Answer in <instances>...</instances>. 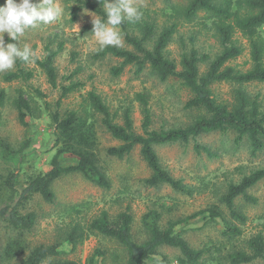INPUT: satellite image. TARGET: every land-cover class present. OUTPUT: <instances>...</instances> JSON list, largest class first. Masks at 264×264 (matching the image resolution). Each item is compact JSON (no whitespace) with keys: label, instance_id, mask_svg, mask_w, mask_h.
Instances as JSON below:
<instances>
[{"label":"rangeland","instance_id":"rangeland-1","mask_svg":"<svg viewBox=\"0 0 264 264\" xmlns=\"http://www.w3.org/2000/svg\"><path fill=\"white\" fill-rule=\"evenodd\" d=\"M189 0H135L143 13L141 19L135 22L125 21L127 32L139 36L143 23L155 25L157 32L172 23L177 25L175 34L166 48L165 55L179 64L183 54L196 49L201 54L214 57L220 47L213 38V32L204 26V15L192 22H186L180 13ZM39 2V0H33ZM64 8L62 18L36 29H29L21 37L19 44H29L36 53V59L42 60L46 49L59 51L55 66L59 84L68 85L69 81L81 84V87L59 103L61 111L78 109L83 98L89 92H95L115 113L116 122L121 124L123 111L130 110L133 127L136 133L142 134V106L135 100L136 94H145L151 113L150 130H168L185 127L200 114L197 110L186 109L189 99L188 92L181 87L176 79L160 82L147 68L136 76L135 68L126 67L124 72L115 77L111 69L119 65L116 58L105 56L97 58L101 51L93 35L82 34V29L92 25L95 14L83 10L77 19L71 21V8L74 0H58ZM5 1L2 3L4 5ZM123 40L124 33L120 28ZM264 32V28L262 29ZM235 39L244 47L241 57L230 65L240 70L250 68L249 49L247 41L236 34ZM5 43H11L4 34ZM123 49L131 48L123 43ZM18 67L31 71L29 81H13L6 83L2 77L6 73L16 72ZM206 65H201V72ZM242 89L252 99H256L260 109L264 111V83H250L241 86L220 83L213 87V93L220 101L231 102L233 92ZM0 91L5 93L3 105L0 107V184L13 170L14 165L2 156L1 143L8 144L17 150L28 143L23 151L25 158L21 163L20 180L25 182L29 177L45 173L49 162L55 153L53 149V130L44 112V104H49L52 110L57 108L60 91L52 89L45 75L34 63L16 61L10 71L0 72ZM18 91L37 110L42 111L39 117L28 119V126L22 127L17 120V112L13 102ZM39 91L44 98L36 96ZM101 164L110 182L108 189L100 188L85 180L79 174L68 175L56 181L52 190L55 201L48 204L40 196H34L22 209V213L33 212L37 216L36 225L22 236L7 230L0 223V264H20L21 255L6 259L3 256L4 246L11 239L22 241L26 253L35 246L61 244V260H71L77 264H87L95 251L106 254V264H115L111 260L112 253H118L123 258L119 247L103 236H89L74 249L64 242L67 234L75 226L86 230L91 221L102 212L114 218L126 209L132 214L133 237L137 242L146 239V233L141 226V218L148 211H157L161 215V226L168 222L184 220L196 213L204 212L189 223L176 227V231L195 250H202L204 255L200 264H230L229 255L234 252H247V242L261 235L264 239V180L247 191V195L255 200L248 203L243 197L236 199L234 207L244 216L245 222L232 219L227 209L220 204V198L225 194L230 183L240 179L254 170L264 167V148L251 154L249 143L245 140L240 145L234 144V134L229 132L201 135L188 143H174L155 148L156 155L163 169L172 178L180 180L192 193L182 195L166 185L148 187L144 180L150 176V170L142 160L139 147L132 153L118 160L106 155V150L119 145L102 127L97 128ZM200 145L208 149L210 156L203 151L197 152L194 147ZM217 207L222 218L209 220L207 210ZM205 217V218H204ZM227 226L237 227L241 234L237 237L225 236L223 230ZM181 255L178 250L161 247L157 255L145 264H180ZM100 261V259H99ZM120 264H123V260ZM249 264H264V260H256Z\"/></svg>","mask_w":264,"mask_h":264},{"label":"trees","instance_id":"trees-1","mask_svg":"<svg viewBox=\"0 0 264 264\" xmlns=\"http://www.w3.org/2000/svg\"><path fill=\"white\" fill-rule=\"evenodd\" d=\"M5 0H0V6ZM169 2L171 0H164ZM88 10L96 16L104 17V0H74L71 8V21L74 22L78 14ZM204 15V26L213 32V38L220 47V51L213 58L201 54L196 49L183 54L179 64L165 55L167 46L175 34L177 25L172 23L157 32L155 25L143 23L139 36L127 32L124 22L120 28L124 33V41L131 49L106 47L97 54V58L110 56L120 61L119 65L111 69V74L120 76L126 67L135 68L138 76L147 68L160 82L176 79L181 87L189 94L185 103L186 109L197 110L200 114L185 127L168 130H150L151 113L145 94H136L135 100L142 106L143 123L142 134L135 132L130 110L123 111L122 123L116 122V114L111 113L108 106L95 92H89L83 98L78 109L61 111L59 103L70 94L76 92L81 84L69 81L68 85L59 84L55 59L61 50L46 49L42 60H35L37 68L45 75L47 83L52 89L60 91L57 108L52 110L49 104H44L50 125L53 130V149L55 150L49 162V169L45 173L29 177L21 182V163L25 155L23 151L28 143L14 150L2 142V156L14 165L13 170L0 184V223L17 236L30 232L36 225L37 216L33 212L22 213V209L34 196H40L44 202L52 204L55 194L53 184L61 178L79 174L93 185L108 189L110 182L102 166L98 143L97 128L102 127L112 139L119 142L118 146L106 150L108 157L122 160L128 157L135 147L150 176L144 180L148 187L166 185L182 195H191L192 191L180 180H176L163 169L156 155L158 146L188 143L201 135L210 133H233L234 144L240 145L243 141L249 143L251 154L255 155L264 148V111L256 99H252L242 89L233 92L231 102L220 101L213 93V87L220 83L231 85H245L250 83H264V0H189L180 13L183 20L192 22L200 15ZM92 25L82 29V34L93 35ZM239 33L248 43L250 68L240 70L230 64L241 57L244 52L235 39ZM206 65L201 72L200 66ZM33 73L18 67L16 72L6 73L2 80L6 83L13 81H29ZM36 96L44 98L39 91ZM5 93L0 91V107L3 105ZM17 112V120L22 127L28 126V119L39 117L42 111L37 110L18 91L13 102ZM197 152L203 151L208 156V149L195 145ZM264 180V167L254 170L242 177L237 183H230L225 194L220 198L232 219L243 224L244 216L240 215L235 207V201L243 197L248 203L255 200L247 195V191ZM204 212L175 222H168L161 226V215L157 211H148L141 218L142 229L146 239L137 242L133 237L132 214L126 209L114 218L102 212L93 219L86 230L75 226L67 234L64 242L72 249L82 244L89 236H103L109 238L122 251L123 258L118 253L111 254L115 264H145L152 260L161 247H170L179 251L180 264H200L204 252L195 250L176 231V227L189 223ZM207 217L213 221L222 218L217 207L207 210ZM205 218V217H204ZM225 236L237 237L241 234L237 227L227 226L223 230ZM61 244L39 245L26 253L22 241L11 239L3 249V256L11 259L21 255L20 264H77L71 260H61L59 256ZM247 252H234L229 255L230 264H249L256 260H264V239L259 234L247 242ZM106 254L100 250L88 259L87 264H106ZM100 259V261H99Z\"/></svg>","mask_w":264,"mask_h":264},{"label":"clouds","instance_id":"clouds-1","mask_svg":"<svg viewBox=\"0 0 264 264\" xmlns=\"http://www.w3.org/2000/svg\"><path fill=\"white\" fill-rule=\"evenodd\" d=\"M104 17L92 18V30L97 50L122 47L124 40L120 26L125 22L139 21L143 15L135 0H104ZM64 15L58 0H5L0 6V72L10 71L16 61L35 63L36 53L29 44H19L27 30L36 29L57 21ZM7 34L11 43H5Z\"/></svg>","mask_w":264,"mask_h":264}]
</instances>
